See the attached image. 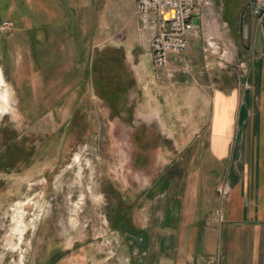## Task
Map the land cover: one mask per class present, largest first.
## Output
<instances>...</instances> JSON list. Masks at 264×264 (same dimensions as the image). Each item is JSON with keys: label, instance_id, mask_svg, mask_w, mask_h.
<instances>
[{"label": "rangeland", "instance_id": "1", "mask_svg": "<svg viewBox=\"0 0 264 264\" xmlns=\"http://www.w3.org/2000/svg\"><path fill=\"white\" fill-rule=\"evenodd\" d=\"M22 1L6 13L40 21L42 1ZM58 2L77 21L93 6L94 30L79 84L52 93V106L41 101L40 77L30 87L13 71L14 24L0 16V264H145L152 198L180 192L198 168L188 147L203 134L199 94L215 88L222 67L226 88L236 82L230 67L242 66L235 50L249 12L240 0H211L170 81L155 79L138 41L135 0Z\"/></svg>", "mask_w": 264, "mask_h": 264}, {"label": "crops", "instance_id": "2", "mask_svg": "<svg viewBox=\"0 0 264 264\" xmlns=\"http://www.w3.org/2000/svg\"><path fill=\"white\" fill-rule=\"evenodd\" d=\"M41 1L45 11L36 23L34 14L9 16L6 11L16 0H0V16L14 24L7 46L16 63L13 71L30 87L34 77L42 83L43 76L24 33L80 26L82 63L85 41L92 37L82 20L89 19L88 10L94 14L93 6L81 9L77 21L58 0ZM212 1L223 5V0ZM245 26L243 44L235 50L242 66L230 67L236 82L226 88L225 67L219 65L223 74L215 88L199 94L198 131L203 134L188 147L198 149V168L186 173L180 192L166 188L152 198V220L141 239L147 246L141 254L145 264H264V15L249 12ZM67 51L71 61L73 49Z\"/></svg>", "mask_w": 264, "mask_h": 264}, {"label": "built area", "instance_id": "3", "mask_svg": "<svg viewBox=\"0 0 264 264\" xmlns=\"http://www.w3.org/2000/svg\"><path fill=\"white\" fill-rule=\"evenodd\" d=\"M135 16L142 41L147 43L156 80L173 81L171 66L182 59L192 37L199 33L211 0H135ZM244 11L264 15V0H243ZM8 22L2 24L6 30ZM225 194V191H220Z\"/></svg>", "mask_w": 264, "mask_h": 264}, {"label": "trees", "instance_id": "4", "mask_svg": "<svg viewBox=\"0 0 264 264\" xmlns=\"http://www.w3.org/2000/svg\"><path fill=\"white\" fill-rule=\"evenodd\" d=\"M85 16H88L89 19L82 20V24L85 27L84 30H87L88 36H90L94 27L92 11L88 10ZM23 35L31 45V56L43 76L40 87L41 101L46 103L49 101V106L55 105L56 101L51 97L52 93L66 90L67 87L78 85L80 82L79 76L83 69L82 52L79 49L83 39L82 30L80 26L65 25L60 29L51 30V32L45 29H35ZM71 48L73 49V57L70 61L67 49ZM27 86H30V84H27ZM39 108L44 109L42 103ZM45 109L48 110L47 107ZM38 111V114L44 113V110L39 109Z\"/></svg>", "mask_w": 264, "mask_h": 264}]
</instances>
